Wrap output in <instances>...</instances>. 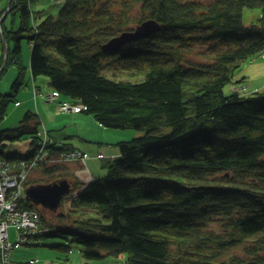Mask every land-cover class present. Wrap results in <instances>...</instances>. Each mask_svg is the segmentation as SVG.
I'll list each match as a JSON object with an SVG mask.
<instances>
[{"label": "trees", "instance_id": "16d2710c", "mask_svg": "<svg viewBox=\"0 0 264 264\" xmlns=\"http://www.w3.org/2000/svg\"><path fill=\"white\" fill-rule=\"evenodd\" d=\"M33 1H10L17 29L0 22L9 47L3 73L17 69L11 90L0 92V121L26 83L27 39L33 78L46 76L105 128L145 134L117 143L120 156L89 184L71 170L75 160H62L76 149L51 138L50 159L28 185L44 184L33 181L39 172L51 177L46 184L69 180L73 192L63 203L70 209L49 219L23 199L42 215L44 230L32 244L67 239L82 246L88 264L125 253L128 264H264V90L246 93L243 77L225 91L242 62L264 51V0H64L57 15L43 13L37 23ZM246 8L262 9L259 23H244ZM147 20L158 31L104 51ZM198 44H207L201 61L193 59ZM40 125L29 110L16 127L0 129V160L32 155L43 142ZM25 140L27 151L4 156ZM91 211L101 218L87 217Z\"/></svg>", "mask_w": 264, "mask_h": 264}, {"label": "rangeland", "instance_id": "374dc122", "mask_svg": "<svg viewBox=\"0 0 264 264\" xmlns=\"http://www.w3.org/2000/svg\"><path fill=\"white\" fill-rule=\"evenodd\" d=\"M121 0H114L113 3L118 2ZM208 1V0H204ZM57 0H34L32 4V8L35 11V15H37L36 18H34V23H37L41 21L43 18H45V15H43V10L47 9L50 10L49 12L53 15H57L60 4H58ZM9 2L8 0H0V22L2 19L5 20V24L11 28L12 26H15L17 29L19 27V17L14 15V12H11L9 7L6 11L3 12L4 8L8 6ZM41 11V12H40ZM6 13H8L6 15ZM49 13V14H50ZM263 15L261 8H246L244 10V16L243 21L246 25H251L253 23H259V18H261ZM141 16L139 8L134 11V18L138 19ZM133 28H137L135 24H132ZM8 47L7 42L4 40L2 35V30H0V59L4 57L3 67L6 64V49ZM207 47V44H198L196 46V53L194 54V60H202L203 57L200 54L201 51L205 50ZM30 43L27 41V39L22 40V54L23 59H28L30 55ZM112 59V58H110ZM26 64V62H25ZM116 67V65L113 66V68ZM2 68V67H1ZM0 68V70H1ZM114 70L112 72H106V74L109 77L113 76ZM17 75V69L15 65H10L7 70L2 74V78H0V92L7 93L11 90V86L15 80V77ZM127 75L124 73H118L116 78H126ZM245 77V81L242 83L245 87H247L246 93H253L255 91L264 90V58L260 56V54H257L253 57H250L249 59H246L242 62L241 67L236 70L235 72V78L234 82L231 84H228L225 88V91L227 93H230L234 86L238 85L236 82L240 79ZM134 80V79H133ZM49 79L42 75L37 78V80H34L31 76V73L28 69L25 71V85L22 86V88L17 93V99L20 100V102L23 104L20 109H23V115L26 111H33L37 112L38 114V105H43V108H45L49 114L51 115V118H55L56 115H66L65 113L61 112L58 101L49 103L47 102L48 99L45 98V96H49L53 93L52 88L48 85ZM36 85H39L41 89L36 88ZM36 90V91H35ZM37 99H35V96H37ZM40 94V95H39ZM23 99L25 101H23ZM50 101V100H48ZM16 107L15 101L9 102L8 110L5 118L0 121V129L2 128H14L16 127L20 120L23 118V115L16 116L14 114L15 111H12V109ZM32 107H35V109H31ZM47 111H40L39 115L41 116V125L40 127L43 129L44 127L47 128ZM80 115L84 117H89V119L96 122L95 118L93 116H88L84 113H80ZM59 121H70L69 116L64 117H58ZM88 119V118H87ZM83 128H86V131L92 132L93 136H99V137H105L110 138L109 140L115 142L114 145L109 144L110 147L117 148L118 145L116 142H119L120 140H131L132 138L139 137L145 134L143 131H139L132 128H126V129H119V128H105L103 126L96 127L94 124L92 125V122H85V125ZM91 128V130H89ZM67 130V129H66ZM76 129L74 128V131ZM79 140V139H78ZM102 146V145H101ZM26 147V144H22L21 142H17L14 145L7 148L4 152V156L8 157L10 155H13L16 152V149L20 151H24ZM119 148V147H118ZM105 151V150H104ZM104 155V154H103ZM111 156V155H110ZM106 160H101L97 162L99 165V168H101V164H105ZM88 165L90 170L93 172L92 167V160L88 161ZM85 170V166H82ZM80 169V168H79ZM104 174L106 173V169L103 167ZM73 172H77L74 169ZM88 173L89 171L86 170ZM90 176V175H89ZM89 176H83L80 175L79 179L83 182L88 183V180H93ZM51 180V177L44 174L43 172L36 173L33 181H39L40 183L46 184L48 181ZM90 182V181H89ZM27 200V199H26ZM43 209V208H42ZM45 209V208H44ZM70 209V202L68 200H65L62 206L56 211H51L49 209L43 210L45 216L49 219H55L58 215H61L63 211H69ZM47 210V211H46ZM87 217H97L101 218V214L91 211L88 214H86ZM67 222V221H66ZM11 232V238L13 241L17 238V231L12 228L10 230ZM61 244H67L71 246L70 251H65L59 247H55V245H61ZM82 246L77 243H72L68 241L67 239L60 238V237H47L44 239L43 244L40 246L36 245H23L20 248H17L14 253V260L16 262H28L31 260H35L38 262V264H88L86 260L82 257ZM90 264H128V254H123L121 256H109L107 258H104L100 261H93Z\"/></svg>", "mask_w": 264, "mask_h": 264}, {"label": "built area", "instance_id": "2783aa9c", "mask_svg": "<svg viewBox=\"0 0 264 264\" xmlns=\"http://www.w3.org/2000/svg\"><path fill=\"white\" fill-rule=\"evenodd\" d=\"M260 56L264 58V51ZM45 97L52 102L58 101L62 112L81 113L85 109L80 103L62 99L60 93L56 91ZM40 134L43 137L42 145L29 157L0 160V264H15L16 249L23 245H33L36 237L44 230L40 211L26 207L22 203V200L26 199L32 171L50 159V153L46 149L47 142L51 140L49 131L43 128ZM98 157L104 158V155L100 154ZM88 158L87 153L77 149L62 156L63 161H80L87 171ZM12 228L17 231L15 241L11 238ZM30 264L38 262L32 260Z\"/></svg>", "mask_w": 264, "mask_h": 264}, {"label": "crops", "instance_id": "0c3cea01", "mask_svg": "<svg viewBox=\"0 0 264 264\" xmlns=\"http://www.w3.org/2000/svg\"><path fill=\"white\" fill-rule=\"evenodd\" d=\"M61 1L63 2L64 0H61ZM8 2H9V0H8ZM60 3L58 2V4H60ZM8 7H9V4L6 8H4L3 12L6 11ZM49 11L50 10L44 9L43 13L49 14L50 13ZM35 17H37V15ZM30 57H31V51H30V55H29L28 59H24V63L26 62L25 65H26L27 69L29 70V72L31 73V68H30V59L31 58ZM31 76H32V73H31ZM33 79L37 80V78L36 79L33 78ZM38 88L41 89V87L39 85H36L35 89L38 90ZM236 88H238L237 85L234 86L233 90ZM37 97L38 96H35V99H37ZM23 101H25V100L23 99ZM47 102L51 103V101H48V100H47ZM22 105L23 104L20 102V100L17 99V102H15L16 107H14L12 109V111H15L14 114H16V116L23 115V109H20ZM31 109H35V107H32ZM35 111H36V109H35ZM40 111H47V110L45 108H43L42 104L40 105V103H39L38 115H39ZM25 113H24V115H25ZM46 113H47V122H46L47 128L46 127H44V128L49 131L50 137L56 139L58 142H64V143L71 144V146L74 147L75 149L81 150L84 153H87L89 155V158L87 160V165H88V161L92 160L93 172L89 168L88 173L82 167L83 166L82 163H80L78 161H74V162H71L69 164L71 169H74L77 171V172H74L76 177L79 178L80 175L82 174L84 177L90 175L89 177L94 179L96 177H100V176L105 175L106 173L104 174L103 169H101L104 164H101L100 165L101 168H99V165L97 164V162H99L101 160H110V159L112 160V159L119 157L120 153H121L120 149L118 147L115 148V147L109 146V144L114 145L113 143H115V142L109 140L110 138L93 136L92 132H88V131H86V128H83V126L85 125V122H92V125L94 124V126H96L97 128L102 126V125L96 119H95L96 120V122H95V121L89 119V117H84V116L80 115V113L63 112L66 115H60V116L56 115V117L53 119L51 118V115H48L49 114L48 111ZM84 114H86V113H84ZM86 115H88V114H86ZM64 116H69L70 121H68V122L59 121L58 117H64ZM88 116H92V115H88ZM39 117L41 120L40 115H39ZM74 128L76 129L75 131H74ZM2 129H7V128H2ZM41 130H42V128H41ZM89 130H91V128H89ZM121 141H124V140H120L119 142H121ZM119 142H116V144ZM22 144H26L24 152L27 151L29 148V141L25 140V141L21 142V145ZM100 154H104V158H99L98 156ZM88 167H89V165H88ZM89 181H91V180L89 179L88 182Z\"/></svg>", "mask_w": 264, "mask_h": 264}, {"label": "water", "instance_id": "95a60500", "mask_svg": "<svg viewBox=\"0 0 264 264\" xmlns=\"http://www.w3.org/2000/svg\"><path fill=\"white\" fill-rule=\"evenodd\" d=\"M8 13H6L7 15ZM3 20V19H2ZM159 25L154 20H147L138 26L134 31H128L121 36L115 37L110 40L103 49L110 54L117 53L124 44L132 40L149 37L158 31ZM9 47L6 49V64L8 59ZM5 66L0 70V78L4 71ZM88 182L87 184H89ZM73 192L72 183L67 180H61L49 184L31 185L26 191V199L36 206H42L45 209L56 212L63 204L65 196Z\"/></svg>", "mask_w": 264, "mask_h": 264}, {"label": "flooded vegetation", "instance_id": "af4514ba", "mask_svg": "<svg viewBox=\"0 0 264 264\" xmlns=\"http://www.w3.org/2000/svg\"><path fill=\"white\" fill-rule=\"evenodd\" d=\"M38 208H43L42 206H37Z\"/></svg>", "mask_w": 264, "mask_h": 264}, {"label": "bare ground", "instance_id": "6f19581e", "mask_svg": "<svg viewBox=\"0 0 264 264\" xmlns=\"http://www.w3.org/2000/svg\"><path fill=\"white\" fill-rule=\"evenodd\" d=\"M11 0H9V3H10ZM121 154V153H120Z\"/></svg>", "mask_w": 264, "mask_h": 264}]
</instances>
